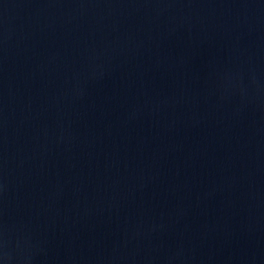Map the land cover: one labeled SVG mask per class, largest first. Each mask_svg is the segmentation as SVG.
Here are the masks:
<instances>
[{
    "label": "water",
    "instance_id": "obj_1",
    "mask_svg": "<svg viewBox=\"0 0 264 264\" xmlns=\"http://www.w3.org/2000/svg\"><path fill=\"white\" fill-rule=\"evenodd\" d=\"M0 264H264V0H0Z\"/></svg>",
    "mask_w": 264,
    "mask_h": 264
}]
</instances>
